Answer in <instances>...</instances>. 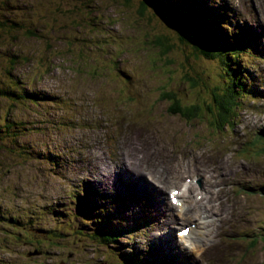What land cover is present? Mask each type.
Listing matches in <instances>:
<instances>
[{
	"label": "rangeland",
	"instance_id": "rangeland-1",
	"mask_svg": "<svg viewBox=\"0 0 264 264\" xmlns=\"http://www.w3.org/2000/svg\"><path fill=\"white\" fill-rule=\"evenodd\" d=\"M46 1L57 3L64 13L47 18L35 0H0V129L14 123L6 135L0 132V264H111L110 259L89 253L90 246L99 247L98 242L81 231L75 234L79 222L73 216L74 200L81 194L79 188L85 189L84 181L92 178L87 171L101 166L103 184L108 175L116 184L114 167L102 162L108 152H118L122 166L128 158L135 164L147 160L148 172L160 175L164 186L169 181L168 188L179 186L187 176L210 173L218 159L236 165L238 158L249 154L240 153L241 140L253 139L252 131L264 125V116L256 112L264 105V96L260 101L241 96L238 118L226 124L218 119L212 95L215 87L220 98L231 90L224 82L222 59L196 55L190 32L166 24L152 12L144 19L136 16L141 11L139 0H130L129 5L124 0ZM157 1L164 7L173 2ZM232 1L239 9L244 4L226 0ZM249 6L257 15L252 22L261 24L257 9L264 10V0H250ZM242 12L240 23L252 27L247 11ZM11 22L21 29L10 27ZM161 34L176 44L174 38L184 37L186 43L169 58L153 45L158 43H152ZM261 41L264 45V36ZM244 51L240 48L238 57ZM24 57L41 61L45 73L37 77L39 69L25 63ZM15 59L21 64L15 65ZM191 79L197 80L194 87ZM168 92L182 104L213 106L206 112L208 124L174 115ZM207 117L219 120V125L217 120L209 124ZM14 141L17 144L10 149L8 143ZM259 149L252 140L246 147L248 152ZM243 166L247 172L264 171V159L249 156ZM257 183L252 198L264 215V195L259 192L264 175ZM199 187L197 182L194 188ZM186 194L190 197L186 205H197ZM238 221L240 232H259V237L251 238L252 249L237 256L238 263L264 264V230L259 231L264 229V217L256 226L253 216L232 223ZM229 226L222 223L218 235ZM161 243L170 250L172 244ZM47 249L52 251L45 254ZM35 250L42 254L32 256ZM229 250L234 254L235 246Z\"/></svg>",
	"mask_w": 264,
	"mask_h": 264
},
{
	"label": "trees",
	"instance_id": "trees-1",
	"mask_svg": "<svg viewBox=\"0 0 264 264\" xmlns=\"http://www.w3.org/2000/svg\"><path fill=\"white\" fill-rule=\"evenodd\" d=\"M7 1H10V0H7ZM96 1H99V0H96ZM113 1H116V0H113ZM35 2L39 7L42 5L41 6V7H43L42 13H43V11H47L45 14V15H47V18L53 16V19H55L56 13L57 14L58 13H64V11H62L57 6V3H55V6L54 5L52 6L53 2H51V1L47 2L46 0H35ZM121 2H122V0H121ZM188 2H189V0H178V1L173 0V2H170V5H166L164 7L157 0H141V1L139 0L140 6H141V11H139V14H137L136 16H140L142 19H144L148 13L152 12V13L158 15L163 21L165 20L166 24L169 23V24L177 25L178 27L184 28L188 33L190 32L194 38V40H192L193 42L190 41V45H191L193 52L196 55L199 54L201 56L206 57V59H215L218 56L219 52L220 53L225 52L226 55H228V54L230 55L231 54L230 48L221 43V41L218 39V36H216V34L213 32V28L212 27L205 28L204 26H202V24H200L196 21L197 16H201V12H200V10H197L194 7L189 6ZM124 3L126 5H129L130 0H124ZM85 4L87 5V4H89V2L85 1ZM69 15L72 16L73 13H69ZM160 15H162L163 17ZM77 18H79V17H77ZM10 27H12L13 29H21L20 25L18 23H14V22H11ZM9 36L11 39L14 37L12 34H9ZM0 38H2L1 35H0ZM174 39L177 41L178 44L175 43V41L173 40L172 37L164 36L163 34H161V35L156 36V39H154L152 41V43H158V45H156V44H153V45L156 46L160 50L161 55L169 56V58H171L175 54V52H171V51L177 49V51H176V54H177L179 51V47L184 46V44L186 43V41H185L186 39L184 37L183 38L178 37V38H174ZM187 42H189V41H187ZM16 58L19 59V57H16ZM22 59L25 60V63L32 64L35 66V68L39 69L38 73H37V77H39V76L41 77L45 73V70H44L45 65H43V63L41 61H39V60L36 61V60H34L32 58H28V57H24ZM223 60L225 62H226V60H228L227 63L230 62L228 58H224ZM15 62H16L15 65L21 64V61H19V63H17V59H15ZM168 62L170 63L171 61L169 60ZM230 69H231V67L226 69V72H228V74L231 73L229 71ZM41 72H44V73L40 74ZM84 73H86V72L84 71ZM10 75H11V72L9 73V76ZM190 84L192 85V87H194L195 85H197V80L191 79ZM225 85H226V87H229L227 82H225ZM222 87H223V85H222ZM218 91L219 90L216 87V90L212 92V95H213L215 102H216L218 109H219L218 110L219 113L217 116L221 119H227L228 110L230 109V106L232 103V98L229 95L230 90L229 91L226 90V94H224V96L222 98H220V96L218 95V93H217ZM10 92H13V91H10ZM167 98H169L170 102L172 103V106H173L172 113L174 115L179 114L183 117H186V120L188 119V121L191 120V118L194 115H196L195 116L196 118H200L199 116H200L202 111L211 112L214 110L213 107L210 108L209 104H206V102H205L206 100H204V99H202V101L205 102V105H203V104L202 105H198V104H191V105L186 104V105H184L179 100L174 99L173 94L171 92L168 93ZM218 122L219 121L217 120V123L215 125H219ZM13 124L11 123V124L7 125L6 128L0 129V132L4 131V134L6 135L8 133L7 130H9L13 126ZM16 144H17V142L14 141V142L8 143V146L10 147V149H12L14 146H16ZM17 161H18V159H17ZM77 208H78V206H77ZM81 214L78 215V218L79 217L83 218V211H81ZM54 233H55V230L53 232H50V234H51L50 237ZM100 238L109 242L107 238H102V237H100ZM2 240H4V239H2ZM16 240H19V236L16 238ZM54 246L55 245L52 243V244H50L49 247H50V249H52L51 247H54ZM35 251H38V250H35ZM51 251L52 250L47 249L45 254L47 252H51ZM47 254H49V253H47Z\"/></svg>",
	"mask_w": 264,
	"mask_h": 264
},
{
	"label": "bare ground",
	"instance_id": "bare-ground-1",
	"mask_svg": "<svg viewBox=\"0 0 264 264\" xmlns=\"http://www.w3.org/2000/svg\"><path fill=\"white\" fill-rule=\"evenodd\" d=\"M223 8L226 9L225 7H223ZM239 21H240V22H244V19H243V18H239ZM225 25H226V23H223V26H225ZM229 26H230V25H229ZM209 27H211V23H210ZM232 64H233V63H232ZM233 65H234L235 67H237L235 64H233ZM238 69H239V68H238ZM239 70H240V69H239ZM243 73L246 74V76L249 75V72H247V71H244V70H243ZM252 80H254V79H253V78H250V79H249L250 82H252ZM259 101H260V100H259ZM120 132H121V130L119 131V133H120ZM3 170H4V169H3ZM95 176H96V175H95ZM96 179H97L96 181H98V177H97V176H96ZM102 181H103V180H102ZM139 187H140V189L143 188V190L146 191V190H147L149 187H151V186H150L149 182H147V181L144 180V181L140 184ZM195 192H196V190L194 189V186L191 185V186H190L191 200H192V202H197V205L189 204V205H188V212H187V214H188V213H192V217H197V219H198V221H199V222H198V227H197L196 229L191 230V232L196 233V231H197L201 226L207 228L208 225H205V224H210V225H211V234H213L214 232H218V230L215 231V229H216L215 222H216V221H223L225 218L221 217V218H218V219L215 220L214 216H215V213H216V207H215V206H211V205H210V206H209V205H203L204 198L202 197V198L199 200L198 198L195 197ZM107 197L110 198L109 195H107ZM220 208H221V207H220ZM118 211L120 212V210H118ZM169 212L172 213V214H174L172 210H169ZM208 212H210V214H209L208 217H204V218L200 217L201 215L206 214V213H208ZM185 216H186V215H185ZM178 217H179L180 219H183V218H184V217H182V216H177V217L174 216L173 218H169V220L166 219V218H162V219H164V221H167L168 223H175L176 220H178ZM192 217H191L190 219H193ZM210 217H213L214 220L210 221V220H209ZM170 219H171V220H170ZM93 233H95L96 235H98V236L104 238V236H102L101 234H98V233H96V232H93ZM207 235H208V233L202 235V238H206ZM181 239H182V241H184L185 237H182ZM213 240H214V236L210 238V242H209V246H210V247H211L212 244H213ZM125 251H128V250L125 249ZM185 253H186V252H185ZM188 256H189V255H188Z\"/></svg>",
	"mask_w": 264,
	"mask_h": 264
}]
</instances>
